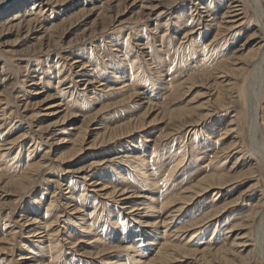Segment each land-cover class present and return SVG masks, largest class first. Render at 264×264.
<instances>
[{
  "label": "rangeland",
  "instance_id": "obj_1",
  "mask_svg": "<svg viewBox=\"0 0 264 264\" xmlns=\"http://www.w3.org/2000/svg\"><path fill=\"white\" fill-rule=\"evenodd\" d=\"M263 26L264 0H26L1 17L0 264H264V84L257 130L243 112ZM172 220L148 251L143 230Z\"/></svg>",
  "mask_w": 264,
  "mask_h": 264
},
{
  "label": "bare ground",
  "instance_id": "obj_2",
  "mask_svg": "<svg viewBox=\"0 0 264 264\" xmlns=\"http://www.w3.org/2000/svg\"><path fill=\"white\" fill-rule=\"evenodd\" d=\"M26 0H16L15 1V3L13 4V6H11V10H8V11H0V18L1 17H4L5 15H7L10 11L12 12L13 10H15V11H18L19 9H20V7L23 5V2H25ZM259 1V0H258ZM14 2V1H13ZM2 0H0V8H1V6H2ZM229 6V5H228ZM242 9V8H241ZM234 11H236V13H239V11L240 10H234ZM42 12V11H41ZM38 14V13H37ZM42 14V13H41ZM40 14V15H41ZM237 15H239V14H237ZM18 17V15L17 14H15V15H13V19L15 20L16 18ZM21 17V16H20ZM20 17H19V19H20ZM39 17V16H38ZM41 17V16H40ZM13 19H12V21H13ZM260 23V22H259ZM258 23V24H259ZM261 24H262V22H261ZM263 25V24H262ZM261 29H263V31H264V26L261 28ZM122 32V31H121ZM208 46V45H207ZM208 48V47H207ZM126 49H128L127 47L126 48H124V50H126ZM208 51V50H207ZM121 52V51H120ZM120 56V55H119ZM259 58V57H258ZM134 64V63H133ZM256 64V68L255 69H257L256 70V72H257V74H256V76H257V79H258V81H260V82H258V87H259V89H258V91L256 90L257 89V87L256 86H254L252 83H250V85H249V89H248V91H246V90H244L243 91V93H244V97H246V100H245V102H244V106H243V112H246V115L244 116V118H248V116H250V118H251V120H250V122H251V124H252V128L254 129V130H257L258 128H256V127H258V121H257V117H258V115L261 113L260 112V103H261V101H262V92H261V90H262V87H263V84H264V52H263V54L261 55V57L257 60V62L255 63ZM131 72L133 73V74H135V79H137L138 77H139V75H140V73H141V71H139V67L137 68V67H135V66H131ZM131 73V74H132ZM252 77V76H251ZM256 78H255V80H253V82L255 83L256 82V80H257ZM248 83V82H247ZM248 83V84H249ZM256 87V88H255ZM131 87H129L128 88V90L130 89ZM245 89H247V87H245ZM133 89H131V91H132ZM253 94V95H252ZM264 97V96H263ZM249 119V118H248ZM260 119V118H259ZM261 121V120H260ZM249 123V122H248ZM259 125H261V124H259ZM248 126H249V124H248ZM249 128H250V126H249ZM248 128V129H249ZM252 129V130H253ZM260 130V129H259ZM249 131V130H248ZM258 132V131H257ZM256 131H255V133H257ZM63 143L62 144H68V143H73L70 139H66V138H64V140L62 141ZM256 149V148H255ZM255 149H253V150H255ZM259 150V149H258ZM68 153V152H67ZM94 164V163H93ZM179 165V164H178ZM175 166H177V165H175ZM175 166H173L172 168H175ZM178 169V168H177ZM136 170L139 172V174H140V176H141V178L142 179H147V176H146V173H145V171H143V169H140V168H136ZM174 170V169H173ZM173 170H172V172H173ZM176 170V169H175ZM175 172V171H174ZM171 173V172H170ZM120 174H121V172L119 173V176H120ZM153 182V181H152ZM151 182V184L155 187V184L154 183H152ZM219 186V185H218ZM220 186H223V185H221L220 184ZM106 187V186H105ZM105 187H104V189L103 190H105ZM210 187V186H209ZM208 187V188H209ZM211 188H213V186L211 187ZM208 189H205V191H207ZM126 191H128L127 190V188L125 189V190H121V192L122 193H124V192H126ZM117 192V188L116 187H112V193H116ZM111 193V194H112ZM135 194V193H134ZM85 196H86V194H84V192L80 195V198H79V200H74L73 198H71V197H68L69 198V200H73L74 202H81V201H83L82 199H84L85 198ZM146 199V201H145V203H143L142 205H145V210L146 211H149V210H151V212H153V213H157L158 211L156 210V208H157V206L155 207L154 206V204H151V203H155L154 202V200H152V198L150 197H147V198H145ZM84 200H86V199H84ZM151 200V202L148 204V202ZM52 205V207L49 205V207H48V210L50 211L52 208H53V204H51ZM166 205V204H165ZM165 205H163L162 207H164ZM131 210L132 209H134V208H130ZM48 210H47V212H48ZM77 210V209H76ZM140 210H143V209H140ZM30 211V210H29ZM135 210H133L132 212H134ZM145 211V212H146ZM32 213V212H31ZM149 213V212H148ZM261 214V213H260ZM138 215H140V214H138ZM46 217H48L47 216V214H46ZM155 217V216H154ZM173 219V218H172ZM115 222V221H114ZM199 223L200 222H198V223H195L194 224V226H193V228L195 229V226H197V225H199ZM263 223V222H262ZM171 224H173V220L172 221H168L167 223H166V221L165 222H163L161 225H160V223H152L151 224V226L148 224L147 225V227L148 228H151V227H155L156 229L154 230V232L155 233H153L151 230H143V233H144V235L146 236V238H145V241L147 242V250L149 249H153L154 248V246L155 245H157L158 244V241H160V240H166V237H168V233L171 231V229L173 228V227H171ZM127 228H129V227H127ZM89 229V228H88ZM104 229H105V231H106V234H109V235H116V234H118V236H113V237H111V238H109V239H113L114 241H117L118 243L119 242H123L122 244H124V241L123 240H128L127 238L129 237V235L128 236H126V238H124L125 237V235H120L121 233H122V230H121V228H120V226H119V223H117V222H115V223H109V224H107L105 227H104ZM162 229L164 230V231H162ZM262 232V231H261ZM175 233H178V232H175ZM180 233V232H179ZM142 234V233H141ZM174 235V234H173ZM192 237H191V239L189 240L190 242H193V239H195V237H196V235L195 234H193V235H191ZM136 237H138L137 235H136ZM170 237V236H169ZM39 242H42L43 243V241H38V243ZM127 242V241H126ZM224 242V241H223ZM41 243V244H42ZM55 243V246L53 247V246H48V248L49 247H52V248H57L58 246H59V244H60V242H54ZM95 243L97 244V246L99 245L98 243H100V239H98V240H96L95 241ZM264 244V243H263ZM263 244H262V246H263ZM106 245H108V244H106ZM167 246V245H166ZM166 246H163V249H165L166 248ZM226 246V245H225ZM224 246V248L223 249H219L218 251H222L223 252V255H225V257L224 256H222V258H224V259H222L223 261H225V260H228V259H230V255H231V253L230 252H228L229 250L226 248ZM156 247V246H155ZM173 247H175V246H173ZM176 249L178 248V246L177 247H175ZM44 253H49V251H46L47 250V247L46 246H44V248H40ZM111 249V248H110ZM120 249V246H117L116 248H114L113 250L114 251H116V250H119ZM125 249L127 250V251H129V252H133V253H136V251H134L135 249L134 248H132V247H130V246H125ZM148 250V251H149ZM150 250V251H151ZM178 250V249H177ZM178 251H181V249L180 250H178ZM217 251V252H218ZM257 252V251H256ZM199 253H201L203 256V258L206 256V254H210L209 252H206V251H199ZM212 253H214V252H212ZM230 253V254H229ZM260 253V252H259ZM264 253V252H263ZM35 254V253H34ZM50 254V258L51 259H53V255H52V253H49ZM222 254V253H221ZM55 255V254H54ZM211 255V254H210ZM226 255H229L230 257L228 258ZM163 256H165L164 258H166V259H168V256H167V254H165V255H163ZM216 256V255H215ZM233 256V255H232ZM264 256V255H263ZM210 257V256H209ZM24 258V257H23ZM57 258V256L54 258V259H56ZM215 258V257H214ZM219 258V257H218ZM53 259V260H54ZM232 259H234V258H232ZM111 260L112 259H108L107 260V263L106 264H117L118 262H111ZM220 261V260H219ZM153 262H145L144 264H152ZM221 263V262H220ZM41 264H46L45 262H43V263H41ZM137 264H141V262H140V260H137Z\"/></svg>",
  "mask_w": 264,
  "mask_h": 264
}]
</instances>
